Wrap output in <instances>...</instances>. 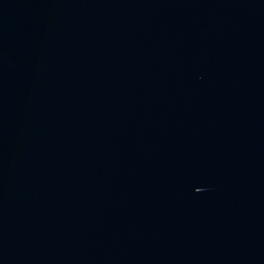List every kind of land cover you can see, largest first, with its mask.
Here are the masks:
<instances>
[{"label": "water", "instance_id": "water-1", "mask_svg": "<svg viewBox=\"0 0 264 264\" xmlns=\"http://www.w3.org/2000/svg\"><path fill=\"white\" fill-rule=\"evenodd\" d=\"M0 264H264V0H0Z\"/></svg>", "mask_w": 264, "mask_h": 264}]
</instances>
